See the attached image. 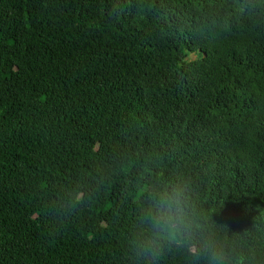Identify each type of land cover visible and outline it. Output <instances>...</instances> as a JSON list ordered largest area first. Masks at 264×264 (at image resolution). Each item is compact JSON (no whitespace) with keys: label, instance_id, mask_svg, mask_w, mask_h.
Returning <instances> with one entry per match:
<instances>
[{"label":"trees","instance_id":"trees-1","mask_svg":"<svg viewBox=\"0 0 264 264\" xmlns=\"http://www.w3.org/2000/svg\"><path fill=\"white\" fill-rule=\"evenodd\" d=\"M0 264H264V0H0Z\"/></svg>","mask_w":264,"mask_h":264}]
</instances>
